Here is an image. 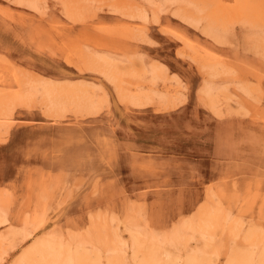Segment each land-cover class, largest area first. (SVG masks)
<instances>
[{
	"label": "rangeland",
	"instance_id": "rangeland-1",
	"mask_svg": "<svg viewBox=\"0 0 264 264\" xmlns=\"http://www.w3.org/2000/svg\"><path fill=\"white\" fill-rule=\"evenodd\" d=\"M40 1L0 0V72L10 66L44 81L84 85L98 108L87 113L72 107L58 117L39 105L14 110L0 140V189L8 193L12 223L1 226L0 234L21 227L20 219L42 201L48 221L36 238L59 234L75 248L91 219L100 216L124 241L159 249V259L169 264H188L204 251L202 264H230L236 256L260 264L264 0H251L262 12L259 24L231 20L213 36L206 21L189 22L185 13L219 0H131L147 21L117 11L116 0L86 2L77 15L61 0ZM78 52L105 59L113 71L120 66L122 84L135 92L128 83H139L142 92L154 94L152 103L126 101L104 74L76 65ZM131 70L136 74L130 77ZM8 80L1 90L18 88ZM208 193L228 214L224 231L208 240L195 234L187 247L168 240L171 234H148L190 220L208 201L214 206ZM129 215L149 229L132 233ZM240 223L239 234H230L229 227ZM252 227L259 229L254 243ZM160 236L166 239L161 245H149ZM29 243L15 249L8 244L5 264H13ZM143 256L134 259L128 249L126 264H139Z\"/></svg>",
	"mask_w": 264,
	"mask_h": 264
},
{
	"label": "bare ground",
	"instance_id": "bare-ground-1",
	"mask_svg": "<svg viewBox=\"0 0 264 264\" xmlns=\"http://www.w3.org/2000/svg\"><path fill=\"white\" fill-rule=\"evenodd\" d=\"M21 1L22 3L34 4L39 0ZM61 1L68 11L70 10L72 14L77 15V13L82 12L83 9L86 8L85 3L91 2L92 0ZM147 1L152 2L151 0ZM256 4L251 0H237L232 5L223 0H219L214 4L209 2L207 7L202 2L203 6L196 7V12H191L189 14L186 12L185 16L189 22L206 21L208 23L206 32L213 36L215 33H218V27L223 30L225 24L231 20H238L251 25L259 24L262 21V12L258 9ZM113 6L117 11L122 12L130 18H140L147 21V13L145 14V11L131 0H116ZM181 13L182 10L180 9L179 15H181ZM77 54H79V62H76V65H79L81 62L82 68L88 70L92 69L104 74L106 78L115 83L119 93L127 97V99L125 98L126 101L142 106L152 103L154 94L146 91L142 92L139 83H128L137 87L138 90L135 92H130L124 84H122L121 76L124 74L120 66H117L120 70L116 69L117 71H113L115 69L113 67L111 68L112 65L105 59L89 58L81 52ZM3 69L5 72H0V85H6L9 81V76H11L13 78V83L17 85L18 88L15 90L4 89L5 91L0 89V140L3 138L2 131L4 125L12 118L14 110L18 106L32 108L39 105L41 108L45 109L50 117H58L61 112L68 111V109L72 107L85 110L87 113H91L98 108V102L88 94L87 88L84 85H63L57 84L56 82L44 81L39 76L21 73L17 68L11 69L10 66H5ZM156 71L157 69H153L154 73ZM127 73L131 77L136 74V70L127 71ZM9 85L12 87V84ZM38 98H40L39 102H37ZM209 194L210 193H208V195ZM209 198L214 201L213 198H215V194L211 193ZM8 202V193L0 189V227L11 225L12 223H10V218L8 217ZM213 203L214 206L210 204V201L206 202L196 211L195 215L191 217L190 220H181L172 229L164 232L150 230L149 228L140 226V221H137L132 215H129L126 220L131 226L130 230L132 233L149 229L148 234H171L168 240L172 241L173 244L186 246L191 240V237L195 238V234H200L199 237H201V240H208L210 235L224 231L228 214L220 201H217V203L214 201ZM46 211L45 204L39 201L31 214L20 219L22 222L21 227L10 226L7 232L0 234V264H5L9 257L10 252L7 246L8 244L15 249L18 244H27L31 240L32 242L29 243L13 264H103V257L106 258V264H126L128 249H133L134 259L139 258L140 253H142V256L144 255L142 259H140L139 264H169V262L159 259V249L158 252L154 247L147 249L148 246L137 242L135 239L132 240L133 242L131 244L124 241L122 235L117 232V229L114 230L109 227L106 223V219L100 216H94L91 219L90 231L86 235L77 238L78 245L75 248L60 240L59 234H47L46 232V236L36 238V235L40 234L46 228L48 221H46ZM195 216L197 217V222H195ZM241 226L242 223L235 224L234 226L232 224L229 227L230 234L234 236L239 234ZM258 232L259 229H253V227L248 231V237L249 239L252 238V243L255 242V237ZM164 238V236L152 238L155 241L149 245H161V243L166 240ZM89 244L95 247L93 251L87 250L86 247ZM105 253L106 256L103 255ZM207 253V251H204L202 254L192 255L188 264H202V261L205 259L204 255ZM244 262V259L242 260L239 256H236L231 259L230 264H244ZM260 264H264V252L261 255Z\"/></svg>",
	"mask_w": 264,
	"mask_h": 264
}]
</instances>
